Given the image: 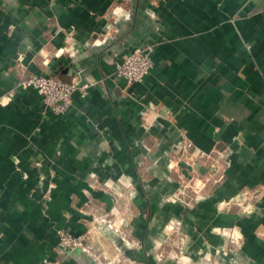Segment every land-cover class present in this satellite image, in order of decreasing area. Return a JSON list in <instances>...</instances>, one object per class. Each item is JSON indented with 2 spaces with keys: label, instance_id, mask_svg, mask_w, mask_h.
I'll use <instances>...</instances> for the list:
<instances>
[{
  "label": "crops",
  "instance_id": "0c3cea01",
  "mask_svg": "<svg viewBox=\"0 0 264 264\" xmlns=\"http://www.w3.org/2000/svg\"><path fill=\"white\" fill-rule=\"evenodd\" d=\"M263 71L264 0H0V264H100L60 228L119 264H264ZM32 72L79 82L66 112ZM173 220L185 260L158 255Z\"/></svg>",
  "mask_w": 264,
  "mask_h": 264
},
{
  "label": "built area",
  "instance_id": "2783aa9c",
  "mask_svg": "<svg viewBox=\"0 0 264 264\" xmlns=\"http://www.w3.org/2000/svg\"><path fill=\"white\" fill-rule=\"evenodd\" d=\"M154 48L153 43H148L132 49L117 60L115 62L116 77L123 80L127 86L142 81L154 64ZM262 74L264 77V71ZM24 83L27 86L35 87L41 94L45 107L55 114H62L71 107L74 91L79 86V82L67 81L57 75H47L39 72L30 73ZM81 87L84 88V93H88V83L81 84ZM108 221V226L113 227L114 221L111 223V218ZM115 231L120 233L117 227ZM58 234L59 249L62 252L66 249L80 248L92 254L100 264H105L109 260H111V262L109 261L111 264H119L116 258L105 255L102 251L97 252L98 250L87 239L86 232L75 234L68 229L60 228Z\"/></svg>",
  "mask_w": 264,
  "mask_h": 264
},
{
  "label": "rangeland",
  "instance_id": "374dc122",
  "mask_svg": "<svg viewBox=\"0 0 264 264\" xmlns=\"http://www.w3.org/2000/svg\"><path fill=\"white\" fill-rule=\"evenodd\" d=\"M97 180L98 179L96 177L92 178L93 182H96ZM110 180H112V179H110ZM125 193H126V190H125ZM132 193L133 192L131 190H127V196H132ZM128 205L129 204L125 203L123 206L125 212L128 208ZM119 215L120 214H118V216ZM105 217L106 216H104V218ZM110 217H111V223H113L112 221H114V223L117 222L116 218L114 220L112 219L113 218L112 214H110L109 218L107 216L108 219H110ZM106 223L108 225L109 221ZM181 224H182V222L180 220H173V221H170L166 225V227L164 228V231L166 233V235H165L166 240L164 242H162L159 246L157 245V248H160V251H161L160 253H158V255L161 256L162 258L169 257V258L182 259V260L186 259L185 257L182 256V254H185V252H182L181 248H184L186 242L184 239L181 238V235H182ZM109 228H111V230H113L115 232L116 225L114 224L113 227H109ZM117 228L119 229L120 233H122V235H123V233H124V230H122L123 227L122 228L117 227ZM125 229H126L125 232L129 231L131 233V228H128V229L125 228ZM222 236H223L222 244H224V242H227V236L228 235L225 236L224 234H222ZM172 249H173V251H172ZM199 259L200 260L197 261V263H195V264H228V254L225 253L224 249L221 250L220 256H218V255L214 256V255L210 254L209 257L204 256L203 258H199Z\"/></svg>",
  "mask_w": 264,
  "mask_h": 264
}]
</instances>
